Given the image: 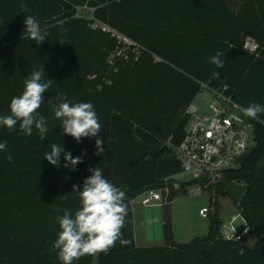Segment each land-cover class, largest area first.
Masks as SVG:
<instances>
[{
	"label": "trees",
	"instance_id": "1",
	"mask_svg": "<svg viewBox=\"0 0 264 264\" xmlns=\"http://www.w3.org/2000/svg\"><path fill=\"white\" fill-rule=\"evenodd\" d=\"M22 4L27 8L23 13ZM85 5L137 43V59L110 62L119 45L78 13ZM25 15L36 17L46 33L39 46L24 38ZM248 37L259 45L258 55L244 49ZM217 51L225 53L223 68L210 63ZM43 67L44 79L53 80L39 109L50 129L46 138L41 141L35 128L26 136L19 124L12 131L0 127V142H7L0 151V264H61L58 250L52 248L60 231L56 217L79 208L72 186L82 187L91 174L88 169L95 167L126 192L122 238L129 243L117 241L107 253L86 255L73 264H264V113L252 121L254 143L249 152L218 180L247 220L256 244L249 247L223 240L218 210L210 218L206 236L179 244L173 240L171 204L187 196L186 187L210 181L175 184L182 174L176 148L185 136L188 117L183 109L189 103L181 105L183 112L175 110L165 128L145 104L147 93L174 78L193 83L189 100L203 83L223 91L243 108L251 102L264 105V88L259 90L264 79L254 80L264 70V0L237 4L233 0H0V115L10 114V101L22 92L23 80ZM213 72H219V77L214 78ZM57 94L72 103L91 102L102 126L100 136L77 143L62 134L48 103ZM97 138L104 142L100 154H96ZM53 143L73 157L86 149L83 163L70 171L62 166V153L61 167L52 166L43 154ZM164 188L169 189L162 207L166 245L138 248L130 204L140 195Z\"/></svg>",
	"mask_w": 264,
	"mask_h": 264
},
{
	"label": "clouds",
	"instance_id": "2",
	"mask_svg": "<svg viewBox=\"0 0 264 264\" xmlns=\"http://www.w3.org/2000/svg\"><path fill=\"white\" fill-rule=\"evenodd\" d=\"M27 10L26 5H21V13ZM23 23L27 39L35 41L39 46L45 39L46 33L42 30L39 21L32 15H25ZM63 43V41H60ZM225 53L217 51L210 58V63L217 68H223L224 62L221 59ZM219 72H213L214 78L219 77ZM45 69L31 72L23 80L22 92L12 97L9 110L10 114L0 115V127H7L12 131L19 124V130L26 136H31L33 129L38 132L39 138L43 141L50 131L47 126L46 117L41 115L39 109L45 101V93L49 91L52 79H44ZM54 101H58L55 102ZM48 103L54 113V118L60 121L63 130L62 134L71 136L77 143L82 138L99 137L101 123L91 102H70L66 96L57 94L49 98ZM243 117L256 119L259 114L264 113V105L251 102L242 110ZM235 119L240 120L239 116ZM103 139L95 140L96 154L103 151ZM7 142H0V151L5 150ZM244 145H241L243 148ZM73 157L70 151H66L60 144L53 143L51 150L43 154L52 166L61 167L60 157L63 153L65 168L75 171L76 166L83 163V154ZM9 156L8 160L11 161ZM91 173L83 179V186L73 184L72 193L79 199V208L72 213L64 210L62 215L56 217L60 231L52 244L57 251L61 264H73L84 256H95L99 253H107L116 242L121 245L129 243L122 238V229L126 223L127 206L125 203L126 192L110 182L99 167L89 168ZM64 199L68 197L65 195ZM60 211L59 208L56 209ZM243 255V249L239 250Z\"/></svg>",
	"mask_w": 264,
	"mask_h": 264
},
{
	"label": "built area",
	"instance_id": "3",
	"mask_svg": "<svg viewBox=\"0 0 264 264\" xmlns=\"http://www.w3.org/2000/svg\"><path fill=\"white\" fill-rule=\"evenodd\" d=\"M91 25L93 29H100L118 40L119 49L116 53L119 56L125 57L126 51L134 47L140 51L134 42L104 23L92 21ZM244 49L250 54L258 55L259 45L248 37L245 39ZM110 62L113 63L112 60ZM200 86L195 100L204 101L203 92L208 91L212 96L207 107L208 112L201 114L195 100L188 105L185 136L176 148V156L181 162L182 175L191 176L193 179L206 178L212 182L219 180L225 170L249 152L254 143V127L253 119L243 117V107L231 97L225 96L223 91L210 89L206 84L201 83ZM237 111H241L242 115H238ZM237 116L241 119H235ZM200 191L199 187L195 189V193ZM143 195V207L162 208L167 203L169 189L153 190ZM210 211L211 207H203L199 214L203 218H209ZM251 235L250 226L239 209L237 214L223 222L220 230L221 238L227 242L243 243Z\"/></svg>",
	"mask_w": 264,
	"mask_h": 264
},
{
	"label": "rangeland",
	"instance_id": "4",
	"mask_svg": "<svg viewBox=\"0 0 264 264\" xmlns=\"http://www.w3.org/2000/svg\"><path fill=\"white\" fill-rule=\"evenodd\" d=\"M234 4L240 2V0H233ZM78 13L89 19L91 21H99L104 23L100 17H98L95 9L91 8L88 5H85L78 9ZM158 17L161 18V13ZM161 16V17H160ZM175 19V23H179ZM105 25L111 27L109 24L104 23ZM176 24V25H177ZM115 30V29H114ZM238 27L236 28V31ZM117 31V30H115ZM118 32V31H117ZM121 34L120 32H118ZM123 35V34H121ZM109 36L114 39V41L119 44L118 40L114 38L111 34ZM124 36V35H123ZM127 38L126 36H124ZM131 40L130 38H127ZM134 42L133 40H131ZM135 43V42H134ZM136 46L137 43H135ZM139 47V46H138ZM135 48V47H134ZM134 48L128 49L126 51V56H119L116 52L119 49V46L111 52V56L109 57L110 61L112 60L114 63L120 62V64L127 62V60L137 59L140 55V51L135 50ZM137 48V47H136ZM140 49V47H139ZM159 63H163V60L155 56L154 57ZM260 78L264 79V70L262 71L260 76L254 78L256 81H260ZM170 79V78H169ZM259 79V80H258ZM173 84H175L173 86ZM193 83H189L188 81H176L174 78L170 80L163 81L159 83L156 88L152 91V93H147V98L145 104L148 107V110L151 114L160 118V126L165 128V126L171 124L172 122V114L175 110H180L181 112H186L187 103H192L196 96L190 97V87ZM264 88L259 85L260 88ZM204 101L195 100V104L199 106L200 113L204 114L208 112L207 107L208 104L212 100V96L208 93V91L204 90ZM186 104V105H185ZM185 105L186 108L182 111V106ZM238 115H242L241 111H237ZM242 163V160L239 162ZM232 167H237V164L234 163ZM193 180L191 176L181 174L175 178V184H185ZM199 187L201 189L200 193H195V189ZM187 196H182L176 198L171 204V218H172V232H173V240L179 244H187L191 242L196 237L206 236L209 232L210 226V218L214 215L215 212H218L220 216V220L222 222L228 221L232 215L238 213V209L233 203L228 191L223 187L220 181H212L210 183H206L205 185L199 184L197 186L186 187ZM144 199V195H140L134 201L131 202V211H132V220L131 226L133 231V237L135 246L138 248H159L166 245L165 239L163 241H148L146 236L145 226L143 225V210L144 207L142 205V200ZM203 207H211L209 218H203L200 216L199 211ZM244 245L249 247H254L256 244V238L251 235L250 238H247L244 242Z\"/></svg>",
	"mask_w": 264,
	"mask_h": 264
},
{
	"label": "water",
	"instance_id": "5",
	"mask_svg": "<svg viewBox=\"0 0 264 264\" xmlns=\"http://www.w3.org/2000/svg\"><path fill=\"white\" fill-rule=\"evenodd\" d=\"M144 226L148 241H163V216L160 206L146 207L143 210Z\"/></svg>",
	"mask_w": 264,
	"mask_h": 264
},
{
	"label": "crops",
	"instance_id": "6",
	"mask_svg": "<svg viewBox=\"0 0 264 264\" xmlns=\"http://www.w3.org/2000/svg\"><path fill=\"white\" fill-rule=\"evenodd\" d=\"M178 177V176H177ZM144 208H146V207H144ZM143 225H144V219H143Z\"/></svg>",
	"mask_w": 264,
	"mask_h": 264
}]
</instances>
